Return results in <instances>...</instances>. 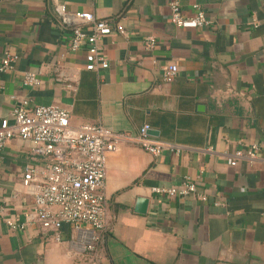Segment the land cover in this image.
I'll return each mask as SVG.
<instances>
[{"label": "crops", "instance_id": "crops-1", "mask_svg": "<svg viewBox=\"0 0 264 264\" xmlns=\"http://www.w3.org/2000/svg\"><path fill=\"white\" fill-rule=\"evenodd\" d=\"M170 0H0V63L7 50L19 55L0 72V126L12 124L22 98L71 111V122L103 125L138 136L145 124L156 140L171 144L154 155L121 141L109 154L105 192L109 230L95 264H264V0H180L185 16L199 4L213 26L179 27ZM91 11L122 24L127 34L103 38L109 67L86 69L85 51H69L55 7ZM261 20L258 27L251 22ZM154 36L148 49L144 40ZM179 73L163 80V68ZM35 72L38 86L23 77ZM71 85V86H68ZM257 145L255 149L253 146ZM253 150L235 166L227 156ZM42 157L30 140L14 137L0 159V264H91L86 238L65 223L61 239L24 220L33 196L22 185L28 164ZM185 176L208 194L163 198L155 186ZM149 199L136 212L137 199ZM219 202L220 204H217Z\"/></svg>", "mask_w": 264, "mask_h": 264}, {"label": "built area", "instance_id": "built-area-1", "mask_svg": "<svg viewBox=\"0 0 264 264\" xmlns=\"http://www.w3.org/2000/svg\"><path fill=\"white\" fill-rule=\"evenodd\" d=\"M169 6L171 21L179 27L214 25V21L199 4L195 5V14L192 16L184 15L180 0H170ZM55 13L59 27L70 36L69 51H85L86 69L97 71L108 68L109 61L102 40L114 32L126 35L125 27L114 20L98 18L91 11L68 10L63 4L55 7ZM260 23L261 20L251 22L254 27ZM144 42L148 49H153L157 39L148 36ZM18 58V54L7 50L0 63V72L12 70ZM178 73L177 64L166 65L163 68V80L171 82ZM23 83L35 87L40 84V79L35 72H27ZM12 117V124L4 119L0 126V159L8 140L21 137L33 143L42 161L28 164L22 178V185L33 196L31 208L25 213L24 220L14 222L7 219V223L12 229L38 224L44 233H51L57 240L61 239L63 225L72 224L86 238L83 249L89 257V263H97L101 258L99 243L112 220L105 192L109 154L117 150L121 141H134L154 155L172 148L171 144L152 137L148 124L142 126L136 137L115 133L100 124L75 126L71 122V111L67 108L56 105L32 106L28 98L20 100L12 111ZM253 147L258 148L257 145ZM246 156L253 158L255 153L249 150L245 154L239 150L229 154L227 162L235 166L239 159ZM152 191L163 198L192 196L201 202L208 199V194L200 191L198 183L189 176L173 186H155Z\"/></svg>", "mask_w": 264, "mask_h": 264}, {"label": "water", "instance_id": "water-1", "mask_svg": "<svg viewBox=\"0 0 264 264\" xmlns=\"http://www.w3.org/2000/svg\"><path fill=\"white\" fill-rule=\"evenodd\" d=\"M149 205V199L144 197H139L136 202L135 210L138 213L145 214L147 212Z\"/></svg>", "mask_w": 264, "mask_h": 264}]
</instances>
